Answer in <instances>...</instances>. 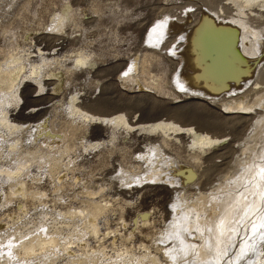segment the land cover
<instances>
[{"label":"bare ground","instance_id":"1","mask_svg":"<svg viewBox=\"0 0 264 264\" xmlns=\"http://www.w3.org/2000/svg\"><path fill=\"white\" fill-rule=\"evenodd\" d=\"M214 1L210 0L212 3ZM233 1L245 5L264 3V0ZM15 2L16 0H0V17L10 16L14 11L12 6ZM69 5L68 3L65 5L60 17L72 15L69 12ZM209 13L202 17L201 26L197 27L198 22H195L192 31L189 32L192 37H186L189 30L184 31L187 35L183 33L182 37L187 40L186 42L192 41L193 48L198 47L196 53L200 54V57L196 59L187 49L184 51L182 56L189 60L188 67L195 62L197 71L195 70V74L185 73L177 83L189 91L213 97L216 91L225 90L222 89L223 87H233L235 81H239L240 77L244 76L251 64L250 59L254 60L253 56L261 50L264 51V39L252 36L250 32L252 30H248L250 29L248 18L238 15L237 18L232 17L231 21L222 23ZM55 26L53 31L44 29L36 32L26 27L19 39L11 35L12 30L9 26L0 22V144L1 146L9 144V150L5 153L1 150L3 147H0V181L10 185L9 193L4 190V185L0 186V199L6 198L12 201V197L15 198L19 202L16 204L21 208L20 210H26L25 203L37 197V193L44 194L36 190L32 191L34 185L32 187V182L29 183V180L34 178L31 173L32 165L34 163L41 165L40 157H46L48 154L43 151L41 153L40 147L36 150L30 149L45 141L44 136L49 134L51 129L46 120L43 122L46 127L43 125L40 127V124L31 121L42 117L47 108L57 104L58 99L66 95L65 87H68L75 74L74 79L89 74L98 76L99 71L102 70L100 67L95 70L91 58L89 59L88 55L81 51L76 55L67 53L68 45L75 43L77 39L70 32L67 33V29L62 33L63 20L58 21ZM155 36H150L154 39L150 40L149 44L158 46L160 41ZM118 67L117 62L111 64L112 69ZM134 67L132 69L136 70ZM109 68L105 70L108 71ZM257 69L258 65H255V68L251 67L249 71L254 75ZM249 77L252 76L247 78ZM108 85L109 83L103 82L96 87L102 93ZM104 94L88 105L96 108L99 100L107 99ZM81 97L87 103L88 97ZM77 99L78 96L70 99L69 110L74 114L72 116L84 125L85 133L89 128L93 133L96 132L90 136V139L86 137L80 140L79 147L71 142L77 129L76 124L70 120L71 122L62 124L64 126L61 125L62 131L64 133L66 131L65 134H68L70 139L66 141L64 135L63 146L66 152L72 154L78 149L74 153L76 158L72 162L82 155H98L107 150L103 147L104 144L109 143L106 137H115L119 133L125 140L126 138L134 140L129 143V148H124L126 152L122 154V161H126L127 152L133 148L132 151L139 152V155L133 159L138 165V168L134 167L135 170H139L135 172V170L122 169L120 173L114 168L116 163L104 170L100 169L95 178L102 180L100 185H109L107 191L109 196L100 198L95 190L86 193L83 191L85 194L80 193L76 200H72L77 201L76 206L70 203V216L67 219H59L57 213L58 216L53 215L50 218L53 220L49 221L47 215H44L46 220L42 222L41 229L44 226L48 228L44 227L42 232L38 229L31 233L26 232L29 236H25L26 239L22 240V244L17 243L16 249H14L15 245H10L8 241L6 245L1 240L2 232L7 230L1 229L0 253L2 252L4 256L0 258V264L12 263L7 260L9 256L6 258L7 250H10V255L15 258L12 264H137L138 261H141V264L143 262L144 264H229L233 258L228 257L224 246L226 247V244L228 245L236 237L239 238V242L237 245L233 243L230 249L234 250L233 254L239 255L238 259L241 257V263L264 264V246L258 249L264 230L251 237L249 233L252 229H248L249 226L258 228L264 217V116L257 121L252 136L248 137L243 154L238 155L239 157L234 160L232 168H237V171L225 176L223 180L220 177L219 183L209 189L203 187V182L201 184L202 177H199L200 179L197 177L201 175L200 169L205 161H214L215 157L221 154L218 152H222L220 150L222 144L228 140L227 136L203 134L192 124L178 123L173 119H160V116L148 120L144 118L135 120L129 119V115L122 111L116 113L108 111L102 114L91 111L90 108H79L80 101ZM261 99L264 101V95ZM255 104L257 103L252 107ZM96 137L99 141H94ZM184 142H189L188 146H185ZM215 147L220 149L217 151ZM113 150L114 148H110L107 151L113 153ZM184 152L187 154L184 155ZM181 158H185L186 161ZM112 159L113 162L114 159L118 160L120 166L123 164L118 155ZM209 166H205L204 170L208 172L213 167ZM247 166L250 168L248 169ZM204 170L203 173L206 172ZM239 174L247 175L246 179L242 181L244 175L241 177ZM57 178L59 180L63 178L62 170ZM106 180L108 182H105ZM193 189L202 191L196 196L200 197V203L203 202L204 207L195 208L199 201L195 200L196 196L189 197V192ZM140 194H143L142 202H139ZM119 195H123L119 226L112 235H109L102 232L107 222L101 223L103 218L101 216L105 208L110 206L109 202L117 201ZM53 200L58 202L59 198ZM250 200L254 202L248 206ZM246 202L247 205H243ZM28 212L32 213L30 209ZM109 212L110 210L103 216L109 218ZM69 227L74 228L69 230ZM155 227L159 228L154 232ZM119 239L124 245L120 247L121 250L125 246L132 247L135 253L124 255L122 252L116 259L106 260L104 251L108 246L117 244ZM127 241H130L128 245H126ZM8 245L9 249L4 247ZM244 247L245 250L241 251ZM4 250H6L5 254ZM137 253H140L139 256H136ZM143 253H147V259H141ZM164 254H167V257L169 255L170 259H165Z\"/></svg>","mask_w":264,"mask_h":264},{"label":"rangeland","instance_id":"2","mask_svg":"<svg viewBox=\"0 0 264 264\" xmlns=\"http://www.w3.org/2000/svg\"><path fill=\"white\" fill-rule=\"evenodd\" d=\"M67 3L70 4L69 12L72 15L70 16L71 18L65 17V19L60 16L64 12L63 9H65ZM13 9L14 11L10 16L0 17L2 19L0 22L2 21L3 25L9 26L10 30H12L11 35L14 38L19 37L20 39V35L26 27L29 30H35V32L44 29L53 31L56 27L55 24L63 20L64 28L62 29V33H64V30L66 32L67 29V33L70 32L77 39L75 43L68 45L67 53L76 55L81 51L88 55L89 59L91 58L90 60L93 62L92 65L95 67V70L98 67L102 70L99 71L98 76L89 74L74 79L75 74L68 87H65L66 95L58 99L57 104L47 108L42 117L31 121V123L40 124L39 126L41 127L44 120H46L51 129L49 134L44 136L45 141L38 143L35 148L29 147L31 148L30 150H36L40 147L41 153L43 151L48 154L46 157H40V161H42L41 165L38 166L36 163L32 165L31 173L34 175V178L29 180V183L32 182V187L34 185V188L31 189L32 191L36 190V192H43L44 194L40 195V193H37V197L29 199L26 203L24 202L27 205V208H25L27 211L24 209L20 210L21 208L17 205L19 202L13 197L12 201L6 198L0 199V230L3 229L2 231H4V229H7L4 232L0 231V233L2 232L1 236H3L1 240L6 245L10 242V245H15L14 249H16L17 243L22 244L26 239L25 236H29L28 233H31V231L38 229L39 232H42L44 227L47 229L48 227L46 226L41 229L42 222L46 220V217L44 219V215H47V220L49 219V221L53 220H50L53 215H59V219H67L70 216V203L72 206H76L77 201L74 202L72 200H76L77 195H81L80 193L85 194L86 191L95 190L98 192L97 196L100 198L109 196L107 195L109 185H100L102 180L95 178L99 171L115 163L117 165L114 168H117V172L120 173L122 169L134 171L135 168H138L133 159L139 155V152L132 151L133 148L127 152L126 161H122V154L126 152L124 148H129V143L131 144L134 140L132 138V140L130 138H126L125 140L123 135L119 133L115 137H106L109 143L103 145L107 150L114 148L113 153L104 150L98 155L85 154L72 162L76 158L74 153L78 149L72 152V154L66 152L63 144L65 138L67 141L69 137L68 134H65L67 133L66 131L65 133L62 131L61 125L70 120L76 124L77 129H74L75 135L71 142L73 141L79 147L80 140L86 137L90 139V136L96 132L93 133V130L89 128L85 133L84 125L72 116L74 114L69 110V103L73 96H78L77 100L80 101L79 108H90L89 110L102 114L108 111L114 113L122 111L129 115V119L135 120L138 118L148 120L160 116V119H173L178 123L192 124L203 134L219 137L227 136L228 140L222 144V150H220L222 152H218L221 154L215 157L214 161H205L200 169L201 175L197 178L200 179L202 177L201 184L203 182V187L210 189L212 185L219 183L220 177L223 180L225 176H230L237 171V168H232L234 160L239 157L238 155L243 154L244 145L247 143L248 137L252 136V131L257 121L261 120L260 118L264 116V101L261 99L262 95H264V51L261 50V53L259 52L255 55L256 58L253 56L254 60L250 59L251 64L249 65L252 68L258 65L256 74H251L249 71L251 67L248 66V70L243 74L244 76L240 77L242 80L235 81L233 87H227L228 89L223 87L222 89L225 88L226 91H216L213 97H209L196 91H189L184 86L182 87L180 83H177V80L182 78L185 73L195 74V70L197 71V63L195 62L192 66L188 67L187 61L189 60L182 56L184 51L187 49L196 59L200 57V54L196 53L199 50L198 47L193 48L192 41L186 42L187 40L182 36L186 34L184 33L185 30H189L188 33L192 31L195 22H198L197 27L200 24L202 25L204 16L210 12L214 18L217 17L222 23L231 21L232 17L237 18L238 15L248 18L250 23V29L248 30H252L250 31L252 36L255 35L258 39H264V3L257 2L252 5H245L236 3L233 0H215L213 3L210 0H16L12 6ZM187 23H189V26ZM205 23L207 24V21ZM189 34H186V37L193 36ZM150 36L158 38L160 44L158 46L152 45V43L149 44L150 40L154 39ZM113 62H117L119 67L112 69L111 64ZM133 66H135L134 68L137 71L132 69ZM107 67H110V70L106 71ZM133 74L135 75L133 76ZM248 76L252 77L248 79ZM103 82H107L109 85L101 93V90H98L96 86ZM200 88L199 90H201ZM102 94L105 95L106 100H99L96 108L89 106ZM81 96L88 97L87 103H85L86 100L82 99ZM89 98L92 100H89ZM254 103L257 104L252 107ZM43 126L46 127L47 125ZM35 132L37 131L35 130ZM60 136L63 137L61 138ZM50 141L53 142L51 143ZM94 141H99V139L96 137ZM184 144L188 146L189 142H184ZM0 147H3L1 150L4 153L9 150V144L3 146L0 144ZM216 148L217 151L220 149ZM151 154H154L153 151ZM185 154L187 152H184ZM40 155L42 156V154ZM115 155L120 157L121 163H123L121 166L118 160L114 159L113 162L112 158ZM172 156L174 157V155ZM181 160H185V158H181ZM56 162H59V164ZM215 164L216 167H214ZM205 166H213L209 169L211 172L208 171V173L204 170ZM247 168L249 169L250 166H247ZM60 170H62L63 174L61 180L57 178L59 177ZM138 170L136 169L135 172ZM203 170L204 172L206 171V174L203 173ZM243 175H240L241 177L243 176L242 181L247 177V175ZM105 182H108V180ZM3 185L5 187L4 190L9 193L10 185H6L5 181H0V186ZM198 192L202 191L197 189L191 190L189 197H195ZM122 196L119 195L117 201H110V206L103 211L102 214L106 215L110 210V214L108 215L110 219L107 216H101L103 217L101 223L107 222L102 232L112 235L114 230L119 226ZM139 197L140 202L143 194H140ZM198 197L196 196L195 198L197 202L199 201L197 203L198 206L195 207L196 209L204 207L203 202L200 203L201 199ZM57 198L59 200L55 202L53 199ZM253 202V200H250V205L248 206H251ZM244 204L247 205V202ZM29 209L33 214L28 212ZM64 215L68 216L65 217ZM262 224H264V217ZM71 228L74 227H69V230ZM158 228L155 227L153 229L154 232ZM256 228L257 226H249L248 229H252L249 233L251 237L261 232L262 229L264 230V227H261V225ZM26 232L28 233L26 234ZM243 235H245V232ZM233 239L231 240L232 242L228 243L229 246L227 244L226 247L224 246V251L226 254L228 253V257L233 258L229 264H240L241 257L238 259L239 255L233 254L234 250L230 249L233 243H235L234 245L238 244L239 238ZM259 242L258 249L262 245L264 246V240H260ZM129 243L130 241H127L126 245ZM122 245V241L119 239L117 244L108 246L107 250L103 253L104 257L106 255V260L107 258H111L108 261H112L120 256L122 252H124V255L135 253L132 247L125 246L121 250L120 247ZM4 247L9 249V245ZM6 250H4V254ZM244 250L245 247L241 251ZM2 254L1 252L0 258L4 256ZM139 254L137 253L136 256H139ZM5 255L6 258H8L7 256L10 257L7 260H10L12 263L15 262V258L10 255V250H7V254ZM23 255L25 256L24 253ZM164 257L165 259H170L169 255L167 257V254H164ZM142 258L147 259V253H143ZM2 264L4 263L2 262ZM137 264H141V261H138ZM241 264L247 263L242 262Z\"/></svg>","mask_w":264,"mask_h":264},{"label":"snow or ice","instance_id":"3","mask_svg":"<svg viewBox=\"0 0 264 264\" xmlns=\"http://www.w3.org/2000/svg\"><path fill=\"white\" fill-rule=\"evenodd\" d=\"M261 227H264V224H261ZM261 240H264V234L261 235Z\"/></svg>","mask_w":264,"mask_h":264}]
</instances>
